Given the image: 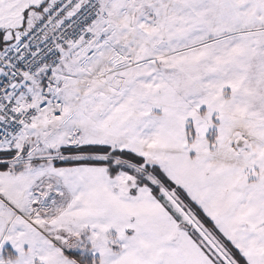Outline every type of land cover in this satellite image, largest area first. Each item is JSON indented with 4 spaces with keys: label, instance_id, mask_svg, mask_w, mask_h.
<instances>
[{
    "label": "snow or ice",
    "instance_id": "6c2138e0",
    "mask_svg": "<svg viewBox=\"0 0 264 264\" xmlns=\"http://www.w3.org/2000/svg\"><path fill=\"white\" fill-rule=\"evenodd\" d=\"M0 264H264V0H0Z\"/></svg>",
    "mask_w": 264,
    "mask_h": 264
}]
</instances>
